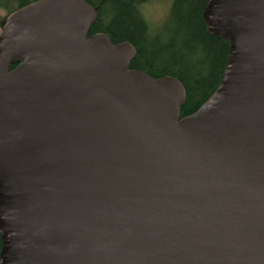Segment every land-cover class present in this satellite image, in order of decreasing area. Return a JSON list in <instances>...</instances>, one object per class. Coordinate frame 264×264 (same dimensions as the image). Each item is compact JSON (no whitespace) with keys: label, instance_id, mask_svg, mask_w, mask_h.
Returning <instances> with one entry per match:
<instances>
[{"label":"water","instance_id":"water-1","mask_svg":"<svg viewBox=\"0 0 264 264\" xmlns=\"http://www.w3.org/2000/svg\"><path fill=\"white\" fill-rule=\"evenodd\" d=\"M202 16L229 56L182 118L86 1L0 21V264H264V0Z\"/></svg>","mask_w":264,"mask_h":264},{"label":"trees","instance_id":"trees-1","mask_svg":"<svg viewBox=\"0 0 264 264\" xmlns=\"http://www.w3.org/2000/svg\"><path fill=\"white\" fill-rule=\"evenodd\" d=\"M33 1L0 0V8L8 14ZM84 1L96 8L87 37L101 32L112 43L128 41L136 51L129 69L153 78L170 75L183 84L181 118L197 110L218 87L229 56V40L208 31L202 16L207 0H172L158 27L144 16V0Z\"/></svg>","mask_w":264,"mask_h":264},{"label":"rangeland","instance_id":"rangeland-1","mask_svg":"<svg viewBox=\"0 0 264 264\" xmlns=\"http://www.w3.org/2000/svg\"><path fill=\"white\" fill-rule=\"evenodd\" d=\"M171 2L172 0H144L141 10L150 25L158 27L165 20ZM5 15L6 11L0 8V20Z\"/></svg>","mask_w":264,"mask_h":264}]
</instances>
